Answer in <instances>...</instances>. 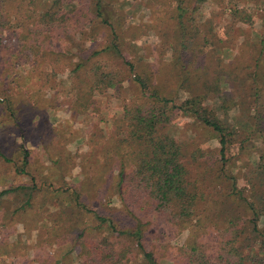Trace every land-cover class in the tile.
I'll return each instance as SVG.
<instances>
[{
	"label": "rangeland",
	"instance_id": "rangeland-1",
	"mask_svg": "<svg viewBox=\"0 0 264 264\" xmlns=\"http://www.w3.org/2000/svg\"><path fill=\"white\" fill-rule=\"evenodd\" d=\"M53 1L43 0L39 4L37 0L39 5L36 8L26 6L25 10L33 15L48 12L49 7L58 9L57 21L63 34L53 39L52 46L62 60L58 61L55 74L46 61L49 52L36 55L31 48L23 52L17 35L0 33V49L9 50L11 57L5 62L0 51V97H10L20 119L15 124H0V142L16 160L22 156L23 146L31 151L25 174L17 173L14 163L0 161V234L3 236L0 264H58L64 256L77 263L75 239L81 229L84 228L89 235L98 232L94 229L96 221L91 213L76 207L70 196L72 188L76 182L82 185L81 199L89 211L107 213L112 207H120L118 196L102 197L101 173L93 168L95 164L91 166L90 163L103 156L101 148L106 151L116 137H121L118 127L122 124L123 102L141 94L136 77L149 79L163 96L176 98V101L179 97L178 103L190 95V91H185L189 85L200 82H190L200 79L193 74L186 77L183 72L180 53L185 51L189 58L193 52L197 53V49H182L181 41L184 40L179 34L178 12L173 0H102L108 25L102 24L101 20H92L95 0ZM187 3L190 7L185 16L187 38L197 39L205 27L212 26L218 36L226 38L230 35L232 41L236 40L231 44L235 46L233 53L238 54L240 61L247 49L251 53L254 48L252 43L248 47L245 40L241 45L242 39L251 36V41L253 36L243 33L248 27L250 29V25L237 22L231 16V10L238 7L249 9L254 15V31L264 32V0H204L196 8V2ZM193 15L195 20L191 21ZM32 20L26 18L23 27L32 25ZM190 23L194 24L191 26ZM197 26L201 27L200 32ZM21 27L17 28L18 35ZM111 27L118 34L122 54L134 64L135 70L128 71L117 94L112 90L95 95L83 93L80 103L85 100L86 108H89L85 109V105L76 99L77 84L70 80L75 75L72 72L74 64L108 43ZM97 57L111 64L124 65L123 58L113 54L103 52ZM262 61L264 63V57ZM206 102L213 105L214 99ZM3 105L6 104L0 100V106ZM218 113L227 119L230 131L235 132L230 143V165L238 177V184L246 186L260 154L264 152V138L252 128H258L256 117L264 113V92L257 102L249 96L242 105L230 109L227 115ZM170 127L174 136L190 144L198 142L208 149L219 148L216 135L189 116L179 115ZM199 171H202L201 167ZM253 177L262 186L263 174L254 173ZM212 179L207 180L214 183L208 190L214 191L216 187L214 192L219 196L222 190L220 180ZM20 185L27 188L19 189L17 186ZM12 188L13 191L8 192ZM31 189H34V198L30 206L27 199ZM262 192L261 199L264 189ZM213 204L216 203L210 200L204 203L206 210L202 223L195 228L199 236L197 240L202 241L208 251L214 248L216 228L224 227L223 220L215 217L214 210L210 209ZM237 209L245 214L240 204H236ZM258 230L257 239H253L249 232L242 238L246 254L264 255V248H260L264 245V213L259 218ZM156 232L165 233V228L160 226ZM190 233V229L182 232L178 229L170 237L157 238L153 243L155 246L152 245L161 264H174L171 254L187 241Z\"/></svg>",
	"mask_w": 264,
	"mask_h": 264
},
{
	"label": "trees",
	"instance_id": "trees-1",
	"mask_svg": "<svg viewBox=\"0 0 264 264\" xmlns=\"http://www.w3.org/2000/svg\"><path fill=\"white\" fill-rule=\"evenodd\" d=\"M42 1L38 0V3ZM95 1L92 20H101L102 24L108 25L102 0ZM191 1L196 2V8L204 0H173V3L178 12L179 34L184 40L181 41L182 49H197V53L193 52L189 58L185 51L180 53L183 72L186 77L193 74L200 79L189 80L200 81L199 84L189 85L185 91H190V95L178 103L179 97L176 101V98L163 96L149 79L136 77L135 82L141 94L123 102L122 124L118 127L121 137H116L117 140L106 151L101 148L103 156L90 163L91 166L95 164L93 168L101 173L102 197L118 196L120 207H112L107 213L89 211L81 199L82 185L76 182L70 196L74 198L78 209L91 213L96 221L94 229L98 233L89 235L84 228L81 229L75 239V247H78L77 263H72L64 256L58 264H161L153 243L157 238L170 237L175 230L182 232L186 228L191 233L187 241L171 254L174 264H264V255L246 254L243 250L246 245L242 241L248 232L253 239L260 235L258 221L264 213V196L261 199L259 195L263 193L264 181L261 186L253 175L259 173L264 176V152L260 154L253 174L247 179V185L241 187L231 169L232 159L229 156L235 132L230 131L227 119L218 113L227 115L230 109L242 105L249 96L254 97V102L261 99L264 92V32L254 31V15L249 9L238 7L231 10V16L237 22L250 25V29L248 27V31L243 33L253 36L251 41V36L250 39L248 36L242 39L241 45L245 40L248 47L252 43L254 48L251 53L247 49L240 61L238 54L233 53L235 46L231 44L236 40L232 41L230 35L226 38L218 36V31L212 26L205 27L197 39L187 38L185 16L190 10L187 2ZM36 3L37 0H0V33L17 35L23 52L29 48L36 55L49 52L50 57L45 59L48 68L55 74L58 61L62 60L52 46L53 39L63 32L57 21L58 9L49 7L48 12L28 14L26 6L36 8L40 4ZM52 5L55 6L54 3ZM26 18L33 19L31 28L23 27ZM194 18L193 15L191 21ZM12 23L13 26H8ZM19 26L22 27L18 35ZM111 31L108 43L100 50L92 51L89 57H83L81 53L80 56L85 59L74 64L72 72L75 75L70 80L77 84L76 99L79 104L85 105V100L80 103L83 93L95 95L112 90L117 94L128 71L135 70L134 64L122 54L115 28L111 27ZM0 51L5 62H9V50L1 48ZM103 52L123 58L124 65L111 64L97 57ZM9 98L7 95L0 97L6 104L0 106V124L20 121ZM208 99H214L213 105L206 102ZM86 106L85 109H89ZM179 115L189 116L210 129L219 141V148L208 149L198 142L190 144L174 136L170 126ZM256 118L258 128H252L257 129L264 138V113ZM21 154L16 160L0 142V161L14 163L17 165L16 172L25 174L28 172L31 151L23 146ZM200 167L202 171H199ZM210 177H213V181L220 180L222 190L219 196L214 192L216 187L214 191L208 190L214 184L207 182ZM17 187L27 188L26 185ZM33 198L34 189H31L27 199L30 206ZM207 200L216 203L210 209L214 210L215 217L223 220L224 225L216 228L212 251H208L207 246L197 240L199 236L195 229L202 223ZM236 204L243 206L245 214L236 210ZM160 226L165 228V233L156 232ZM2 238L0 234V240ZM260 248H264V245Z\"/></svg>",
	"mask_w": 264,
	"mask_h": 264
}]
</instances>
